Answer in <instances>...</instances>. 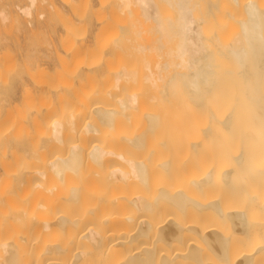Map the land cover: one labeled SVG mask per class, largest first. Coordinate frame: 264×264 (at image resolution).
<instances>
[{
    "label": "bare ground",
    "instance_id": "1",
    "mask_svg": "<svg viewBox=\"0 0 264 264\" xmlns=\"http://www.w3.org/2000/svg\"><path fill=\"white\" fill-rule=\"evenodd\" d=\"M20 1L0 264H264V0Z\"/></svg>",
    "mask_w": 264,
    "mask_h": 264
},
{
    "label": "rangeland",
    "instance_id": "2",
    "mask_svg": "<svg viewBox=\"0 0 264 264\" xmlns=\"http://www.w3.org/2000/svg\"><path fill=\"white\" fill-rule=\"evenodd\" d=\"M1 1H3V0H0V2H1ZM17 1H18L19 3H21L20 0H14V2H17ZM53 1H54V0H53ZM9 2H10V5H9ZM11 2H13V0H9V1L7 0V3H8V4H7V3H6V0H4V4L1 2L0 5L3 6V7L6 6V7H5L6 9H8V7L11 6V7H9V9H10V8H12V7L15 5L14 2H13L14 5H13V3L11 4ZM45 2H46V1H45ZM45 2H44V1H42V2L40 1V5L43 6V5L45 4ZM54 2L59 3V2H61V0H60V1H59V0H58V1L55 0ZM19 3H18V4H19ZM42 3H43V5H42ZM62 3H63V2H62ZM93 3H96V1H95V0H93V1L91 0V3H90V1H89V5L91 4V6H94V5H92ZM16 4H17V3H16ZM63 4H64V3H63ZM63 4H62V5H63ZM65 4H66V3H65ZM65 4H64V8H67V7L65 6ZM7 5H9V6H7ZM12 5H13V6H12ZM15 6H16V5H15ZM15 6H14V7H15ZM32 8H34V7H32ZM29 19H30V18H29ZM11 21H12V20L7 21V22H8L7 24L10 25V26H8V27L12 30V31H11V34H12L13 36L17 34L16 36H19V35H20L19 37L23 38V32H24V30H23V29H24V28H23V24H22V25L20 24L21 29H20V31H17V30H16V29H17V28H16V27H17L16 25H18L19 23L15 22V24H13L14 22L12 23ZM14 21H15V20H14ZM12 25H13V26H12ZM13 30L16 32V34H15V32H14ZM84 30H85V29H84ZM13 32H14V33H13ZM11 34H10V35L7 34V36L10 37V36H12ZM86 34H88L87 31H85L84 36H87ZM25 38H26L29 42L39 44V43H40V40H41L43 37H42L41 32L37 30V31H34V32H32V33H28V35H26ZM21 40L23 41V39H21ZM24 41H25V40H24ZM111 41H112V40H111ZM148 111H151V109L148 110ZM30 117H31V119H33L32 117H34V116L31 115ZM30 117L26 116L25 118H26V120H29V122H30V121H31ZM178 117H179V116H178ZM173 118H174V117H173ZM173 118H172V119H173ZM174 119H175V118H174ZM176 119H178L179 121L176 120ZM176 119H175L176 122H178V123L181 122V124H179V125H182V128H184V127H185V124L187 123V121H185V120L182 121L181 117H180V119L176 117ZM184 129H185V128H184ZM184 129L178 130V132H174L175 135L173 136V134H172L171 137H172L173 139H175V138H178V139H179V137L182 138L184 135H186V136H188V137H187L188 140H192L194 137L192 136L191 131L186 130V129L184 130ZM182 130H183V131H187V132H186L187 134H188V132H190L191 134L189 133V134L187 135L185 132H184L185 134H184V133H183V134H181V133L178 134V133H179L180 131H182ZM176 134H178V135H182V137H181V136H177ZM175 136H176V137H175ZM189 136H190V137H189ZM174 137H175V138H174ZM183 156H185V155L183 154ZM175 157H176V158L178 157V159H181L180 157H182V156L180 155V156H175ZM178 159H177V160H178ZM195 173H196V172H194V175H195ZM192 175H193V173H192L190 176H192ZM194 175L192 176L193 178H194ZM188 176H189V175H188ZM193 178L190 177V179H193ZM6 239L9 240L10 238H6ZM9 241H10V240H9ZM209 263H211V262H209Z\"/></svg>",
    "mask_w": 264,
    "mask_h": 264
}]
</instances>
